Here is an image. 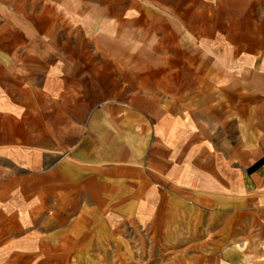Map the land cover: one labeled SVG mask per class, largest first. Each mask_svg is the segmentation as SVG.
<instances>
[{
    "label": "crops",
    "instance_id": "crops-1",
    "mask_svg": "<svg viewBox=\"0 0 264 264\" xmlns=\"http://www.w3.org/2000/svg\"><path fill=\"white\" fill-rule=\"evenodd\" d=\"M264 264V0L0 3V264Z\"/></svg>",
    "mask_w": 264,
    "mask_h": 264
},
{
    "label": "rangeland",
    "instance_id": "rangeland-1",
    "mask_svg": "<svg viewBox=\"0 0 264 264\" xmlns=\"http://www.w3.org/2000/svg\"><path fill=\"white\" fill-rule=\"evenodd\" d=\"M3 0H0V3L2 2ZM131 264H138V261H132Z\"/></svg>",
    "mask_w": 264,
    "mask_h": 264
}]
</instances>
